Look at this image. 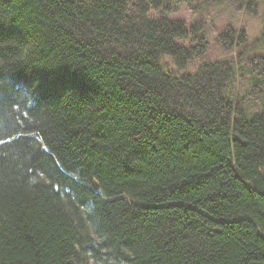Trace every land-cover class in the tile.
I'll list each match as a JSON object with an SVG mask.
<instances>
[{"label":"trees","instance_id":"obj_1","mask_svg":"<svg viewBox=\"0 0 264 264\" xmlns=\"http://www.w3.org/2000/svg\"><path fill=\"white\" fill-rule=\"evenodd\" d=\"M179 3L0 0V264H264V57Z\"/></svg>","mask_w":264,"mask_h":264},{"label":"rangeland","instance_id":"obj_2","mask_svg":"<svg viewBox=\"0 0 264 264\" xmlns=\"http://www.w3.org/2000/svg\"><path fill=\"white\" fill-rule=\"evenodd\" d=\"M177 9L168 16L169 19L186 22L188 29L194 23L203 24L210 46L205 57L207 61L239 59L242 67H237L246 72L245 79L238 84L240 94H244L250 83L247 78L248 62L264 57V0H180ZM233 32L238 35L236 43L245 42V45L229 53L222 46L220 38L224 33L231 36ZM203 60L195 61L189 69L194 70ZM167 64L170 67V61Z\"/></svg>","mask_w":264,"mask_h":264},{"label":"water","instance_id":"obj_3","mask_svg":"<svg viewBox=\"0 0 264 264\" xmlns=\"http://www.w3.org/2000/svg\"><path fill=\"white\" fill-rule=\"evenodd\" d=\"M94 186H95V188H96V189H98V186H97V184H95Z\"/></svg>","mask_w":264,"mask_h":264}]
</instances>
